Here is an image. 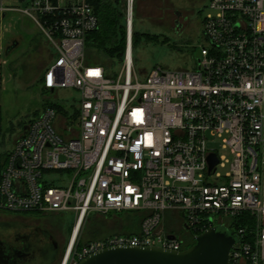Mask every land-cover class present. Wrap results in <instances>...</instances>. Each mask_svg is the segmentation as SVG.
Listing matches in <instances>:
<instances>
[{"label":"built area","instance_id":"2783aa9c","mask_svg":"<svg viewBox=\"0 0 264 264\" xmlns=\"http://www.w3.org/2000/svg\"><path fill=\"white\" fill-rule=\"evenodd\" d=\"M135 1L124 8V60L107 71L87 54L99 27L88 0H0V55L6 16L21 12L56 51L45 89L80 91L75 104L51 101L0 150V211H74L66 264L112 246L183 250L218 225L238 237L230 264H264V0H209L197 65L155 66L143 79L132 53ZM169 210L182 231L167 228ZM110 213L139 217V230L75 250L86 221Z\"/></svg>","mask_w":264,"mask_h":264},{"label":"rangeland","instance_id":"374dc122","mask_svg":"<svg viewBox=\"0 0 264 264\" xmlns=\"http://www.w3.org/2000/svg\"><path fill=\"white\" fill-rule=\"evenodd\" d=\"M208 2L209 0L135 1L133 29L141 36L137 38L138 43L133 49V56L140 79L155 66L170 70H191L197 65L199 45L204 42L202 20ZM122 5L126 7V0H122ZM12 16L18 20L17 34L14 38L19 41V45L7 57L0 55V59L9 66L10 73L15 76L13 83L8 87V92L4 94L0 108L2 129L0 150L12 147L14 139L24 131L25 126L42 110L45 103L57 101L69 106L75 104L80 97V91L74 87L60 88L55 93L42 88L43 68L44 66L48 68L55 62L56 51L48 45L42 50L38 48L39 44L45 42V38L33 19L18 11L9 12L7 19ZM145 34L156 35L157 38L148 39ZM11 42L10 39L6 44ZM87 54L90 57L96 55L92 48L87 49ZM68 124L71 125L70 122ZM56 127L64 136L71 135L70 131L58 123ZM7 213L9 212L0 211V214ZM24 220L46 226L64 242L60 256L54 263L63 264L75 223V212L62 211L41 220L34 218ZM165 221L168 229L175 232L181 229L182 219L179 214L169 210L165 213ZM139 228V218L132 213L92 215L80 230L74 249L80 248L77 245L81 241L86 242Z\"/></svg>","mask_w":264,"mask_h":264},{"label":"water","instance_id":"95a60500","mask_svg":"<svg viewBox=\"0 0 264 264\" xmlns=\"http://www.w3.org/2000/svg\"><path fill=\"white\" fill-rule=\"evenodd\" d=\"M27 129L26 126V132ZM216 163V155L211 154L209 170ZM237 241L235 232L218 225L197 235L195 243L183 250L158 246H112L89 254L78 264H230L232 248Z\"/></svg>","mask_w":264,"mask_h":264},{"label":"flooded vegetation","instance_id":"af4514ba","mask_svg":"<svg viewBox=\"0 0 264 264\" xmlns=\"http://www.w3.org/2000/svg\"><path fill=\"white\" fill-rule=\"evenodd\" d=\"M9 213L0 214V264H54L60 256L64 242L46 226L24 220H41L54 213ZM185 234L189 235L187 232ZM190 242L191 238L184 247Z\"/></svg>","mask_w":264,"mask_h":264},{"label":"trees","instance_id":"16d2710c","mask_svg":"<svg viewBox=\"0 0 264 264\" xmlns=\"http://www.w3.org/2000/svg\"><path fill=\"white\" fill-rule=\"evenodd\" d=\"M93 6L95 13L99 19V27L87 34L86 48L93 49L94 57H88L99 63L107 69V71H113L116 68H120L125 57L126 51V20L124 15V6L122 0H88ZM139 33L133 31V49L137 45ZM141 36V35H140ZM145 37L157 38L156 35L145 34ZM97 58L95 59V57ZM114 66V68H113ZM42 88L44 90V83L42 81ZM51 104L48 102L43 105ZM58 108H62V105L56 104ZM37 114V113H36ZM114 213H110L112 216ZM135 216V215H134ZM137 217V216H135ZM139 218V217H138ZM242 219V217H241ZM240 220V219H239ZM138 230H132L127 232H137ZM84 242L78 243L80 247Z\"/></svg>","mask_w":264,"mask_h":264},{"label":"crops","instance_id":"0c3cea01","mask_svg":"<svg viewBox=\"0 0 264 264\" xmlns=\"http://www.w3.org/2000/svg\"><path fill=\"white\" fill-rule=\"evenodd\" d=\"M6 20L8 22L7 24V28L3 33V46L5 49V53L4 56H8L10 54V52L17 46L19 45V41L17 39H15V35L17 34V18L15 17H10V19H7L6 16ZM44 35V34H43ZM45 38V36H44ZM12 40L11 43L6 44L8 42V40ZM45 42L41 43L38 45L39 49H43L45 48L46 45L51 46L48 41L46 40V38L44 39ZM52 47V46H51ZM9 49V50H8ZM9 66L5 63H3V61L0 59V108L2 107L3 104V100H4V94L5 92H8V87L10 86L11 83H13L15 76H13L10 71H9ZM43 73L41 76V82L44 80V75L46 72V66H44L43 68ZM1 115V113H0Z\"/></svg>","mask_w":264,"mask_h":264},{"label":"bare ground","instance_id":"6f19581e","mask_svg":"<svg viewBox=\"0 0 264 264\" xmlns=\"http://www.w3.org/2000/svg\"><path fill=\"white\" fill-rule=\"evenodd\" d=\"M132 53H133V48H132ZM64 264H66V262H64Z\"/></svg>","mask_w":264,"mask_h":264}]
</instances>
